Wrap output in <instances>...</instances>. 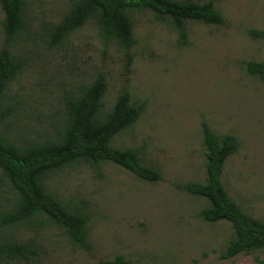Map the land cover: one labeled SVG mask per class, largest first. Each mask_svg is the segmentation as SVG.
Instances as JSON below:
<instances>
[{
	"label": "rangeland",
	"instance_id": "obj_1",
	"mask_svg": "<svg viewBox=\"0 0 264 264\" xmlns=\"http://www.w3.org/2000/svg\"><path fill=\"white\" fill-rule=\"evenodd\" d=\"M73 1L25 0L28 29L14 46L23 71L6 93L13 113L0 135L18 146L53 138L65 120V99L103 75L102 113L124 90L133 103L146 104L113 145L138 151L160 180H138L112 163L98 171L81 162L50 174L47 191L87 215L85 242L72 243L41 218L4 234L31 244L35 254L27 262L0 264H109L118 256L131 264H264V250L223 259L230 223L204 221L199 213L207 201L183 189L205 183L206 124L219 137H236L221 182L246 214L264 221V81L245 70L246 62H264V41L250 36L264 30V0H194L213 2L224 24L187 22L185 43L152 12L135 10L131 47L107 38L95 19L53 44L49 31ZM2 19L0 10V50ZM14 201L0 173V209Z\"/></svg>",
	"mask_w": 264,
	"mask_h": 264
},
{
	"label": "trees",
	"instance_id": "obj_2",
	"mask_svg": "<svg viewBox=\"0 0 264 264\" xmlns=\"http://www.w3.org/2000/svg\"><path fill=\"white\" fill-rule=\"evenodd\" d=\"M3 14L1 22L4 45L0 50V125L13 113L7 91L23 71V61L15 53V43L28 29L29 19L25 0H0ZM150 11L159 20L167 22L186 42L187 22L208 25L224 24L223 17L213 2L194 0H74L68 14L49 31L51 43L60 44L71 33L95 19L101 32L124 47L135 44L132 13ZM254 39L264 41V30L250 31ZM248 75L264 81V62H246ZM107 84L103 75L97 76L75 95L65 99V120L55 136L43 142H30L18 146L0 135V173L15 195L11 209H0V262L25 261L35 253L31 244H22L4 234L10 228L31 225L41 218L63 230L74 244L86 240L87 215L63 204L47 191V177L64 167L86 163L100 170L104 163L115 164L136 179L155 183L160 176L154 167L142 163L139 152L119 149L113 145L114 137L131 129L140 119L145 102L133 103L130 93L122 91L112 108L102 113ZM205 148L204 184L189 183L184 191L207 201L199 215L208 223L227 221L233 230L223 259L239 254H254L264 250V221L246 214L226 193L221 174L226 160L236 153L238 142L233 135L217 136L206 124L202 126ZM109 264H131L118 256Z\"/></svg>",
	"mask_w": 264,
	"mask_h": 264
}]
</instances>
